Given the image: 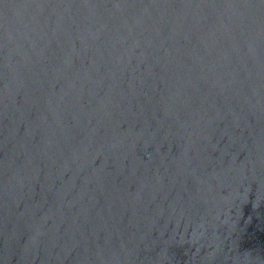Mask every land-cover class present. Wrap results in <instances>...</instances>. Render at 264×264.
I'll list each match as a JSON object with an SVG mask.
<instances>
[{
	"label": "water",
	"instance_id": "water-1",
	"mask_svg": "<svg viewBox=\"0 0 264 264\" xmlns=\"http://www.w3.org/2000/svg\"><path fill=\"white\" fill-rule=\"evenodd\" d=\"M0 264H264V0H0Z\"/></svg>",
	"mask_w": 264,
	"mask_h": 264
}]
</instances>
